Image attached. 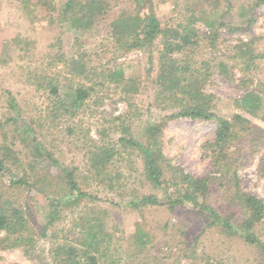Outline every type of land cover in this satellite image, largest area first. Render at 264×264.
Returning a JSON list of instances; mask_svg holds the SVG:
<instances>
[{"label": "rangeland", "instance_id": "rangeland-1", "mask_svg": "<svg viewBox=\"0 0 264 264\" xmlns=\"http://www.w3.org/2000/svg\"><path fill=\"white\" fill-rule=\"evenodd\" d=\"M66 1L0 0V147L7 145L12 157L0 174V189L22 213L35 245L26 257L0 232V264H57V246L78 247L77 239L86 238L79 226L83 219L107 235L104 241L117 264H263L258 246L213 220L216 215L229 217L232 224L242 219L237 192L264 203V106L248 113L236 103L247 91L264 101V59L246 66L234 58L240 42H252L256 53H264V2L250 9L256 0H150L139 5L137 0H105L103 12L80 28L62 19ZM149 9L162 28L185 25L193 17L197 46L172 57L188 64L192 76L186 83L212 95L214 112L233 124L236 137L223 164L209 147L213 121L168 118L176 111L169 102L176 97L183 104L189 97L173 89L162 92L167 78H161L160 38L142 49L116 43L113 20L122 12L141 16ZM210 21L217 35L213 46L206 40ZM117 71L122 79L104 78ZM80 86L91 89L89 98L81 109L65 113L57 97L68 98V90ZM129 139L148 143L154 156L161 155L166 183L155 187L145 178L142 153L122 141ZM104 149L114 154L94 176L96 155ZM231 160L229 169L224 164ZM179 172L212 179L200 206L138 203L146 195L164 199L174 191L170 184L179 181ZM67 173L92 198L65 204L61 189ZM23 176L29 184L12 185ZM39 176L49 184L38 182ZM43 227L46 237L39 236ZM254 234L264 242V218ZM142 235L145 244L138 240Z\"/></svg>", "mask_w": 264, "mask_h": 264}, {"label": "trees", "instance_id": "trees-1", "mask_svg": "<svg viewBox=\"0 0 264 264\" xmlns=\"http://www.w3.org/2000/svg\"><path fill=\"white\" fill-rule=\"evenodd\" d=\"M250 1V0H249ZM149 3L150 0H137L138 5L140 3ZM251 3L253 2L250 1ZM264 0H256L253 5L248 2L247 6L253 9L263 3ZM107 7L105 0H67L61 11L62 19L70 24L77 25L80 28H87L93 21L95 15L101 14ZM139 8H141L139 6ZM128 16L122 12L112 22V29L115 34H118V41L116 43L127 46V49H139L150 48L154 42L160 38L161 40V55L159 57L161 66V78L166 79V83L162 85V92L167 89L178 90L182 94L189 97V102L179 104L177 98H173V102H169L168 108L175 109L168 118H190L193 120L213 121L216 126L215 135L213 141L209 144L211 152L214 155L216 162L223 164L227 160L228 154H226L228 147L235 140L236 133L233 130V124L214 112V97L210 94H204L199 90L193 89L188 82V76H192L189 72V66L182 60H178L172 57L175 53H183L184 51L191 50L192 47L197 46L198 36L190 24L193 23V17H190L189 23L180 25L176 28H162L159 21L154 16L151 9L149 13ZM206 25L209 27V33L206 36V40L213 46L216 42L217 35L215 34L212 26L214 23L210 21ZM219 26H225L220 23ZM230 31H236L238 28H229ZM251 43L240 42L237 45V51L234 58L240 59L246 66H253L257 59H264V53H256L255 49L251 47ZM198 76H195L197 80ZM106 80H120L123 75L120 71L112 73L104 77ZM194 77H191L193 79ZM187 79V80H186ZM55 97H57L56 90H51ZM68 98L59 99V104L65 113H71L73 111L82 108L85 101L91 94V89L88 87L80 86L74 90L69 89ZM262 96L254 91H247L236 103L248 113H256L263 108ZM176 103V104H175ZM178 106L172 108V105ZM264 115V111H263ZM155 129L150 128L149 132L153 133ZM130 147H137L143 156L144 163V176L155 187H160L164 180V171L162 168V158L160 154L153 153L148 143L139 144L132 139L122 140ZM96 157L99 163H94L95 172L94 176L98 175L99 169L103 167L110 160L111 154H114L111 149L100 150ZM159 152V151H158ZM102 155V156H101ZM102 157V158H100ZM229 159V158H228ZM12 160L11 150L7 145L0 147V174L6 170L5 163H9ZM232 160L227 161L224 166L230 169ZM62 172L65 170L62 169ZM179 174V181L170 184L174 191L167 194L165 193L164 199H158L154 195H146L141 197L139 204L144 206H169L170 208L175 205H181L184 202L191 203L193 206H200L199 200L205 199L210 193L212 179L209 177L194 178L190 175ZM63 188L64 198H67L71 203L72 199L77 201L80 198H92L86 193L80 192L77 188L76 182L70 174H66L64 177ZM38 182L43 184H49L46 176H39L36 178ZM29 180L27 177H20L13 182L12 185L25 186ZM4 190L0 189V232H3V239L10 241L11 246L20 247L23 255L29 257L34 252V236L30 233L25 226V220L22 218V213L13 207V204L8 203L4 199ZM76 193V194H75ZM75 194V195H74ZM240 200L241 209L243 210V217L237 221L236 224L230 222V218H222L218 215L215 216L213 224H217L222 229H225L229 233L239 234L245 243L250 245H256L259 247L264 264V242L261 241L254 234V227L257 223L261 222L264 218V203L247 194L236 193ZM62 198L61 200H64ZM59 202V201H58ZM54 201L51 200L50 204L53 206ZM204 206V201H203ZM137 206V204H135ZM57 206H54L56 208ZM55 213V212H54ZM80 223V222H79ZM88 221L83 219L80 224L81 233L85 235V239L78 238V244L80 246L72 245H59L54 249L53 256L59 258L57 264H117V260L110 251L109 243L104 241L107 235H100L98 229L86 226ZM53 224L52 218L48 221V226ZM46 227H43L40 235L46 237ZM145 235L138 238L140 244H145L147 240H144ZM56 264V262H55Z\"/></svg>", "mask_w": 264, "mask_h": 264}]
</instances>
